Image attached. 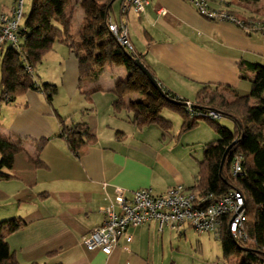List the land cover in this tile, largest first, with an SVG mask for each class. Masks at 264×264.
Masks as SVG:
<instances>
[{
    "label": "crops",
    "instance_id": "obj_1",
    "mask_svg": "<svg viewBox=\"0 0 264 264\" xmlns=\"http://www.w3.org/2000/svg\"><path fill=\"white\" fill-rule=\"evenodd\" d=\"M15 1L0 0V13L9 14ZM227 2L209 0L208 7L244 11L226 8ZM127 4L117 0L111 18L125 19L135 53L162 87L179 98L192 102L203 87L218 85L247 95L255 73H245L248 79L243 80L241 69L249 63L264 68V34L253 32L258 22L252 15L243 12L250 19L246 29L201 16L192 0H150L140 16ZM72 5L76 35L95 2L79 0ZM103 50L101 43L98 52ZM38 67L40 82L57 87L53 106L42 93L30 90L0 109V135L20 141L29 156L16 160L21 178L0 180V201L8 203L0 207V221L20 218L27 223L18 231L3 233L19 263L177 264L179 248L175 251L173 242L180 241L177 236H185L189 227L182 233L167 227L161 231L157 222H151L130 229L132 242L123 237L109 256L100 250L89 251L81 242L105 222L101 208L115 199L116 187L124 189L127 197L141 188L161 194L177 184L195 190L203 152L202 158L185 152L182 143H196L190 132L177 139L181 127L174 128L166 117L173 124L169 132L156 125L139 129L127 115L113 113L116 97L108 90L115 89L118 82L128 85L124 99L131 107L146 99L140 93L138 78L120 56L112 63L100 64L93 81L81 82L78 57L62 44H56ZM94 89L102 91L84 94ZM58 116L67 125L87 124L96 144L82 148L76 157L60 136ZM43 139L48 143L39 152L38 143ZM29 158L46 166L32 171ZM51 252L55 253L49 256Z\"/></svg>",
    "mask_w": 264,
    "mask_h": 264
},
{
    "label": "trees",
    "instance_id": "obj_2",
    "mask_svg": "<svg viewBox=\"0 0 264 264\" xmlns=\"http://www.w3.org/2000/svg\"><path fill=\"white\" fill-rule=\"evenodd\" d=\"M92 1L95 5L88 11L76 36L73 34L72 25L74 10L69 8V0H32L29 13L25 12V0L24 13L17 31L19 39L17 47L8 42L0 47V109L3 105L16 102L30 90L42 93L46 101L53 106L57 87L40 82L38 76L36 77V69L56 44L65 45L78 57L81 82L95 80L98 74L97 67L100 64L104 61L112 63L120 56L126 68L138 78L140 93L146 99L140 101L138 107H131L124 99V95L129 91L128 85L118 82L115 89L108 90L116 97L113 113L115 115L125 113L130 123L139 129L156 125L164 132H169L173 129V124L161 116V112L165 109L176 112L182 117L177 139L196 128L200 120L207 121L214 128L218 139L203 148L195 191L201 194L213 193L219 198L231 189H236L244 195L247 240L234 239L227 228L223 229L219 239L225 258L235 256L238 258V264H264V68L249 63L241 69L243 80L248 79L245 73H255L250 79L249 94L240 95L228 86L218 85L216 88L205 86L198 91L192 101V110L189 111L188 100L171 94L159 81L164 95L155 88L137 67L139 60L156 79L154 72L142 57H139L135 51L129 52L121 47L109 32V21H117L111 18L112 7L117 0H106L104 4L97 0ZM120 1L129 4L130 0ZM201 1H204L208 7L207 0ZM262 2L264 0H228L226 8L247 10L250 4ZM14 6L15 3L13 8ZM13 8L9 14L12 13ZM210 11L233 17L238 25L246 29L250 23V19L245 18L244 11L242 13L232 9L223 11L210 9ZM254 12L262 15L264 7ZM2 14L7 13H0ZM252 18L253 20L257 18L258 22V28L253 32L264 34V18L256 15H252ZM101 43L104 44L103 53L98 52ZM28 67L32 68L31 73ZM100 91L102 89H94L84 94L88 96ZM225 92H230L232 99L224 95ZM168 99L182 104H173ZM210 111L218 112L220 118L234 122V129L230 130L218 124L216 122L218 119L199 115V113L208 114ZM58 117L61 124L60 136L65 139L69 150L76 157L79 156L82 148L96 144L97 138L91 133L87 124L67 125L65 119ZM47 143L48 139L38 143L39 152L43 151ZM231 145L232 148L222 163L224 154ZM0 155V180L21 178V172L16 171V160L19 157H29L22 143L0 135ZM238 156L242 158V173L235 176L232 163ZM29 159V168L32 171L46 166L39 159ZM26 225L27 223L20 218L0 221V264H20L3 233L18 231ZM54 253H49V256Z\"/></svg>",
    "mask_w": 264,
    "mask_h": 264
},
{
    "label": "built area",
    "instance_id": "obj_3",
    "mask_svg": "<svg viewBox=\"0 0 264 264\" xmlns=\"http://www.w3.org/2000/svg\"><path fill=\"white\" fill-rule=\"evenodd\" d=\"M24 3L25 0H17L11 14L0 15V47L5 42L17 47V31L24 13ZM193 3L199 14L207 19L237 23L233 17L210 11L204 1L193 0ZM149 4L150 0H130L128 5L140 16ZM129 7H124L122 12L126 13ZM108 29L121 47L129 52L135 51L127 22L122 16L117 21H109ZM28 71L31 73L33 70L28 67ZM192 106V102H187L189 111ZM199 115L212 119L221 117L215 111ZM241 160V156L233 160L232 171L235 176L242 173ZM115 193V199L101 208L106 216L105 222L82 239L81 244L89 251L100 250L109 256L118 248L123 237L132 242L133 237L128 233L130 229L151 222H157L161 231L167 227L182 233L189 227L199 234H210L218 238L223 229L227 228L234 239L247 240L246 201L239 190L231 189L219 198L213 193L201 194L189 190L182 184L161 194L154 192L152 188H141L133 192L132 197H127L125 190L120 187H116Z\"/></svg>",
    "mask_w": 264,
    "mask_h": 264
},
{
    "label": "rangeland",
    "instance_id": "obj_4",
    "mask_svg": "<svg viewBox=\"0 0 264 264\" xmlns=\"http://www.w3.org/2000/svg\"><path fill=\"white\" fill-rule=\"evenodd\" d=\"M70 1V0H69ZM79 0H71L70 4H74V2ZM97 1H106V0H97ZM96 1V2H97ZM211 2L215 0H210ZM72 2V3H71ZM209 3V0H207ZM32 4V0H26V13H29L30 7ZM118 5V3H117ZM116 5V6H117ZM114 7V11H117V7ZM209 6V4H208ZM264 7V2L262 3H252L248 6V9H244V13L248 15H256L257 17L264 18V14L257 15L254 11L257 9H261ZM74 10V5L71 7ZM210 10V9H209ZM202 16V15H201ZM255 22H257V18H254ZM79 33H76L78 36ZM40 67H37L39 70ZM39 74V73H38ZM36 72V77H37ZM244 86L248 87V84L245 83ZM243 86V88H245ZM242 90V89H241ZM244 90V89H243ZM242 90V91H243ZM249 90L246 94H249ZM229 99H232L230 96V92H225V94ZM63 104H65V100H61ZM126 114L123 113L122 116L124 117ZM161 116L166 117L167 119L172 120L173 124L175 125L174 128L178 126L181 127L182 125V117L180 114L170 111V110H163ZM216 122L230 130H233L235 125L229 119L219 118ZM188 134L191 140L196 143H182L185 145L184 149L185 152H188V156L200 158L203 152V148L209 142H214L218 139V135L216 134L214 128L205 120H200L198 126L193 130L189 131ZM203 142V143H198ZM202 158V157H201ZM4 200H7L5 198ZM4 204H8L7 201H0V207L4 206ZM180 238V241L173 242V248L176 251L179 248V254L175 255V260L177 264H238L237 257L231 256V258H225L221 240L213 235L208 234H199L195 232L193 229L188 230L185 236H177ZM166 249V247H165ZM168 264V263H167Z\"/></svg>",
    "mask_w": 264,
    "mask_h": 264
},
{
    "label": "water",
    "instance_id": "obj_5",
    "mask_svg": "<svg viewBox=\"0 0 264 264\" xmlns=\"http://www.w3.org/2000/svg\"><path fill=\"white\" fill-rule=\"evenodd\" d=\"M137 67L142 72V74L150 81V83L164 95V93H163L158 81L151 75V73L148 71V69L139 60L137 61ZM168 100L171 103L176 104V105H181L182 104V103L177 102L175 100H170V99H168ZM231 148H232V145L229 146L228 149L226 150V152L224 154V157H223V160H222V163H224V161H225V159L227 157V154H228V152L230 151Z\"/></svg>",
    "mask_w": 264,
    "mask_h": 264
}]
</instances>
